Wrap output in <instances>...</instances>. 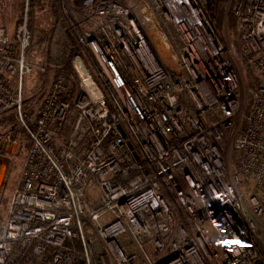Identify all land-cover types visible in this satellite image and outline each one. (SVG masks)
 <instances>
[{
	"label": "built area",
	"instance_id": "1",
	"mask_svg": "<svg viewBox=\"0 0 264 264\" xmlns=\"http://www.w3.org/2000/svg\"><path fill=\"white\" fill-rule=\"evenodd\" d=\"M51 1L39 62L31 0L12 37L0 28V112L18 122L3 157L22 153L0 264H264V0Z\"/></svg>",
	"mask_w": 264,
	"mask_h": 264
},
{
	"label": "rangeland",
	"instance_id": "2",
	"mask_svg": "<svg viewBox=\"0 0 264 264\" xmlns=\"http://www.w3.org/2000/svg\"><path fill=\"white\" fill-rule=\"evenodd\" d=\"M228 0H224V6L226 4V8H228L229 6V2ZM39 6H51L49 7V12H50V22L52 25V20L54 19L55 17V5L53 3V1L51 0H40L39 2ZM31 4V3H30ZM224 10H222L220 13H219V17H218V21H219V24L221 26V29H222V34L223 36L225 37V39H227L230 43H232L234 46H238V38H237V34H236V31H235V24H233V20H232V17H231V14H229L228 12H224L225 11V8H223ZM30 10H31V5L29 6V17L31 16L32 17V20H31V24L33 23V18H39V16L37 14H34V12L30 13ZM52 13V14H51ZM39 25L42 24L41 22L38 23ZM38 29H34L32 30V34H33V43L32 45L27 49V54L29 55L30 57V61L32 62H39V55H40V52H41V48H42V41L38 39L37 37V31ZM155 44V48L156 50L158 51V53H160V55L162 56L164 54L163 51L160 50L159 46L154 42ZM167 56H164V59L168 60L166 58ZM158 59L160 61L163 62V60L161 59L160 56H158ZM170 61V60H168ZM240 67L242 68L241 71L244 75V82L246 85L248 86H251L253 87V76H252V73L251 71L249 70V68L243 64V66L241 65V63L239 64ZM29 76H37L39 77L38 75H36L35 73L32 74V75H29ZM26 94H30L32 93V91H35L36 89V86H37V81L35 78H30L28 81L26 79ZM246 113H249V108L247 107L246 109ZM18 129V127L16 126L15 128H13V125L10 124V123H7L5 124L3 127H0V147H3V136L6 135L9 131H13L14 132ZM11 131V132H12ZM4 150H6L7 152L10 151L11 149V146L10 145H4ZM5 151V152H6ZM230 154V151L227 150L226 151V159L228 161V156ZM20 155V154H19ZM19 155H16V156H12L9 160H4V162L6 161V164H7V173H6V179L4 181V185H3V188H2V192L0 194V212L3 211V209L5 208L7 202H8V199L12 193V190L14 188V185H15V181L17 179V175L19 173V169H20V162H21V157ZM229 160L232 161V159L230 158ZM234 168V167H233ZM237 169V167H236ZM245 178H242L240 177L239 179V182L237 183V188H238V195L240 197V199L244 202V204L248 202V192H249V187H251L249 181H247L246 179L244 180ZM260 228H262L264 230V224L263 222H260Z\"/></svg>",
	"mask_w": 264,
	"mask_h": 264
},
{
	"label": "crops",
	"instance_id": "3",
	"mask_svg": "<svg viewBox=\"0 0 264 264\" xmlns=\"http://www.w3.org/2000/svg\"><path fill=\"white\" fill-rule=\"evenodd\" d=\"M25 0H0V28H4L7 34L12 37L13 32L20 22L23 14ZM40 0H31V10L30 13L34 12L39 18H33V23L31 24L32 17H29V28L32 31L38 29L37 31H49L51 27L50 22V12L48 6H39ZM52 7V6H51ZM52 14V13H51ZM53 21V20H52ZM41 22L42 24H38ZM39 31V32H40Z\"/></svg>",
	"mask_w": 264,
	"mask_h": 264
},
{
	"label": "bare ground",
	"instance_id": "4",
	"mask_svg": "<svg viewBox=\"0 0 264 264\" xmlns=\"http://www.w3.org/2000/svg\"><path fill=\"white\" fill-rule=\"evenodd\" d=\"M144 21H147V33L151 39V41L154 42L159 46L160 50L164 52V54L161 56L160 53H158L161 57V59L172 69L178 71L179 67L177 62L170 56L169 46L168 43L165 41L164 36L162 35L161 31L151 22V18L148 16H144L142 18ZM155 46V44H154ZM164 56H167L166 59H164Z\"/></svg>",
	"mask_w": 264,
	"mask_h": 264
},
{
	"label": "trees",
	"instance_id": "5",
	"mask_svg": "<svg viewBox=\"0 0 264 264\" xmlns=\"http://www.w3.org/2000/svg\"><path fill=\"white\" fill-rule=\"evenodd\" d=\"M232 20H233V24H235V20L233 17H232ZM70 58H71V52H68L67 54L64 55L62 63H61V68L66 70L69 74L73 75V71L70 66ZM7 123L12 124L13 128H15L16 126L18 127V122H17L14 111L4 110L0 112V127H3ZM21 154L22 153H20L19 155L20 157H21ZM0 155L3 156L4 152L0 151Z\"/></svg>",
	"mask_w": 264,
	"mask_h": 264
},
{
	"label": "water",
	"instance_id": "6",
	"mask_svg": "<svg viewBox=\"0 0 264 264\" xmlns=\"http://www.w3.org/2000/svg\"><path fill=\"white\" fill-rule=\"evenodd\" d=\"M6 142L3 143V147H0L2 150H4V145ZM4 157L2 155H0V191H1V187L4 181V178L6 176L7 173V164L6 161L4 162Z\"/></svg>",
	"mask_w": 264,
	"mask_h": 264
},
{
	"label": "flooded vegetation",
	"instance_id": "7",
	"mask_svg": "<svg viewBox=\"0 0 264 264\" xmlns=\"http://www.w3.org/2000/svg\"><path fill=\"white\" fill-rule=\"evenodd\" d=\"M0 151H3V152H4V150H2L1 148H0ZM5 179H6V176H5V178H4V181H5ZM4 181H3V184H2V187H1L0 194H1V192H2V188H3V185H4Z\"/></svg>",
	"mask_w": 264,
	"mask_h": 264
}]
</instances>
